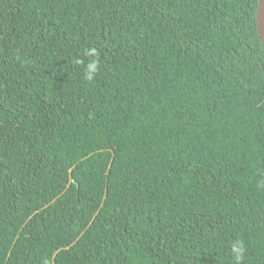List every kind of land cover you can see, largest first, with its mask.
<instances>
[{"label":"trees","instance_id":"16d2710c","mask_svg":"<svg viewBox=\"0 0 264 264\" xmlns=\"http://www.w3.org/2000/svg\"><path fill=\"white\" fill-rule=\"evenodd\" d=\"M257 5L0 0V264H264Z\"/></svg>","mask_w":264,"mask_h":264},{"label":"water","instance_id":"95a60500","mask_svg":"<svg viewBox=\"0 0 264 264\" xmlns=\"http://www.w3.org/2000/svg\"><path fill=\"white\" fill-rule=\"evenodd\" d=\"M257 32L258 38L264 48V0H258L256 10Z\"/></svg>","mask_w":264,"mask_h":264},{"label":"clouds","instance_id":"9594fccd","mask_svg":"<svg viewBox=\"0 0 264 264\" xmlns=\"http://www.w3.org/2000/svg\"><path fill=\"white\" fill-rule=\"evenodd\" d=\"M94 51H95L94 49L91 50V51L88 53L89 56H91L92 53H93ZM95 69H96V64H92V65H91V68H90V71H89V78H90V79L92 78V75H93Z\"/></svg>","mask_w":264,"mask_h":264}]
</instances>
